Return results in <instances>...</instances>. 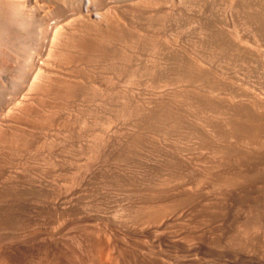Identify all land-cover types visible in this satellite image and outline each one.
Returning a JSON list of instances; mask_svg holds the SVG:
<instances>
[{
  "label": "rangeland",
  "instance_id": "374dc122",
  "mask_svg": "<svg viewBox=\"0 0 264 264\" xmlns=\"http://www.w3.org/2000/svg\"><path fill=\"white\" fill-rule=\"evenodd\" d=\"M65 1L0 0V17L20 8L49 39L62 24L46 13L68 6L78 44L52 57L48 91L11 110L48 42L0 23V264H264V0Z\"/></svg>",
  "mask_w": 264,
  "mask_h": 264
},
{
  "label": "bare ground",
  "instance_id": "6f19581e",
  "mask_svg": "<svg viewBox=\"0 0 264 264\" xmlns=\"http://www.w3.org/2000/svg\"><path fill=\"white\" fill-rule=\"evenodd\" d=\"M60 1H62V0H60ZM64 2H66V1L64 0ZM64 2H62V3H64ZM57 3H58V2H57ZM62 3H60V4L58 3L57 6H58V5H61ZM7 4H8V3H7ZM13 6H14V5H13ZM16 6H17V5H16ZM54 6H55V5H54ZM54 6H53V10H54V11H52V9H51V11H50V12H53V13H50V14H51V15H50L51 17H49V13H48V14L46 13V16L48 15L47 19L49 20V18H51V19L53 18V19H54L53 22H55V20L58 19V20H59V22H58V20H57L58 25H59L60 23H61L62 25H61V30H60V25L58 26L59 28L57 29V31H58V30H60V31H58V34L56 35L57 31H56L55 29L57 28V24L55 25L54 23H52V24H54L55 27H56V28H54V31H56V32H55V35H54V31L51 29V30L53 31V35H54V36H52V38H50V39H49V36L46 34L47 31L50 30V29H48V28H49L48 25L41 24L42 22H38L37 19H36V21L33 19L34 22H29V21H27V20L25 21V20L23 19L24 17H22L23 14L21 15V13H23V12L19 11V9H20L19 7H17V8L15 7V9H18V8H19V9L16 10V11H15L14 9H11L12 11H13V10L15 11V12H14V15L11 16V18L8 17L9 14L7 15L6 13H4V12H3V9H2V12H3V15H2V16H5V20H4L3 22H0V23H2V24L4 23L3 25H5V26H3V28L6 27V29H7L6 31H7V33H8L9 35H10V33L14 32V29H13L12 26H14V27H15V26H18L17 28H23V30L25 31L26 41L29 42V43H31V45H32V43L34 42V41H33L34 39H33L32 41H29V40H31L34 36L37 37V35H39V34L41 35V36L39 35V38H42V37H43V38L46 39V37H47L46 41L48 42L47 45H45V46H47V47H46V50H47V51L44 50L45 48L42 50V46H39V45H38V47H37V45H36V48H37V52H36V53H37L38 60H35L37 57H36L35 59L33 58V59H34V60H33V63L35 62L34 65L40 63V64H42L43 66H45L46 69H45V68L43 69V67H41V65H40V66H39V65H35V67H34V65H32V67H34V69L31 70V68H30V66H29L30 70L32 71V72H30V73L33 74V75H32V78H31L30 80L27 79V80L29 81V82L27 81L28 83H27L26 81H23L24 83L26 82V85L23 84V85H25V86L20 87L19 89L16 88V89L18 90V96H17V98H18V97H22V98H24V99H21V100H20V98L17 99V100L14 99L13 102H15V103H14L13 105H12V103H7V102H10L11 100H10V101H6V102L4 103V104L7 103L8 105H9V104L12 105L13 107L11 108V110L16 109V111H18L17 109H20V107H22L21 104H23V103L25 102V99H27V98L30 99V97H32V96L36 97V96H37V93L39 94V93L41 92L42 89H43V91H44V90H47V91H48L47 87L50 86L49 84H50V82L52 81V77H53V75H51V72H52V71L50 72V70H49L48 68H52V67H50V66H51V64H53L54 60H55V62L57 63V61H56L57 59H54V58H52V57H53L56 53H58L59 51H61L62 49H64V47H66V46H67V47L70 46V48L72 47V50H73V45H74V47L78 45V44H76V45L73 44V42H72L71 39H70V44H68L69 41H68V39H66V35H67L66 32H67V31H66L65 34H64V31H63V29H62V28H65L67 25H69V24L71 23V21L67 19L68 17L66 18V16H69V15H65V14L67 13V12H65V11H67V10H65V9H68V8H67L68 6H67L64 10H61V8H59V6H58L56 9H54V8H55ZM65 6H66V5H65ZM8 7H9V4H8ZM8 7H7V9H8ZM20 7H21V6H20ZM63 7H64V5H63ZM63 7H62V8H63ZM12 8H13V7H12ZM5 9H6V8H5ZM5 9H4V10H5ZM7 9H6V10H7ZM0 10H1V8H0ZM6 10H5V12H6ZM20 10H22V9H20ZM95 11H96V9H95ZM97 11H98V10H97ZM0 12H1V11H0ZM20 12H21V13H20ZM35 12H36V11H35ZM7 13H8V11H7ZM96 13H97V12H96ZM98 13H99V12H98ZM103 13H104V12H103ZM12 14H13V13H12ZM101 14H102V13H101ZM34 15H35V14H34ZM97 15H98V14H97ZM99 15H100V14H99ZM2 16H1V17H2ZM70 16H71V15H70ZM92 16H93V15H92ZM94 16H95V15H94ZM102 16H104V14H103ZM102 16L100 15L99 18H100V19H102V18H107V17H102ZM111 16H112V15H111ZM1 17H0V18H1ZM35 17H37V16H35ZM95 17H96V16H95ZM101 17H102V18H101ZM27 18H30V17L27 16ZM40 18H41V20H42V16H41ZM55 18H56V19H55ZM89 18H90V19L92 18L93 22H94V20H96V18L91 17V15L89 16ZM99 18L97 17V20H98ZM3 19H4V17H3ZM31 19H32V18H31ZM66 19H67V23H68V21H70L69 24H67V25H65V24H66ZM87 19H88V18H87ZM90 19H88V20H90ZM107 19H108V18H107ZM107 19H106V21H109V19H108V20H107ZM74 20L76 21L77 18H76V19L74 18ZM92 20H90V21H92ZM103 20H104V19H102V21H103ZM0 21H1V20H0ZM42 21H43V20H42ZM51 21H52V20H51ZM77 21H78V20H77ZM83 21H85V18H84ZM98 21H99V20H98ZM13 22H15V23L13 24ZM45 22H46V20H45ZM45 22H44V23H45ZM47 22H48V21H47ZM79 22H80V20H79ZM79 22H77L78 24L76 25V27H77V26H81V25L84 24V22H82L83 24L80 25ZM86 22H87V21H86ZM86 22H85V23H86ZM103 22H105V20H104ZM73 23H74V22H73ZM73 23H71V24H73ZM75 23H76V22H75ZM98 23L100 24V21H99ZM12 24H13V25H12ZM15 24H16V25H15ZM49 24H50V23H49ZM71 24H70V25H71ZM88 24H89V22H88ZM101 24H102V23H101ZM106 24L109 25V23H106ZM42 25H43V26H47V28H45V29H47V31L44 29V27H43ZM70 25H69V26H70ZM96 25H97V24H96ZM112 25H113V24H112ZM51 26H52V25H51ZM73 26H74V25H73ZM86 26H88L87 23H86V25H84V27H86ZM90 26H91V25H90ZM94 26H95V24H94ZM100 26H101V25H100ZM104 26H106V25H104ZM70 27H71V26H70ZM82 27H83V26H82ZM82 27H81V28H82ZM109 27H111V26L109 25L108 28H109ZM66 28H67V27H66ZM86 28H88V27H86ZM86 28H83V29L86 30ZM93 28H94V27H93ZM98 28H99V26H98ZM100 28H101V27H100ZM68 29H69V28H68ZM68 29H67V30H68ZM70 29L72 30L73 28H70ZM70 29H69V32H70ZM78 29H79V27H78ZM83 29H81V32L84 31ZM102 29H103V28H102ZM114 29H115V27H114ZM64 30H65V29H64ZM74 30H75V29H74ZM88 30H89V28H88ZM88 30H87V31H88ZM90 30H91V32H89V31H88V32L91 33L92 35H94V34H93V31H94V33H95V30H92V26H91V29H90ZM104 30H105V33H107V32H106L107 29H104ZM104 30H102V32H103ZM19 31H20V29H19ZM75 31H76V30H75ZM75 31H74V33H76V35L79 34V33L75 32ZM78 31H79V30H78ZM16 32H18V31L16 30ZM16 32H15V34H14L15 36H16ZM69 32H68V34L71 33V32H70V33H69ZM84 32H85V31H84ZM98 32L101 33L102 35H103V33H104V32L102 33V32L99 31V30H98ZM110 32H111V31H110ZM49 33H50V32H49ZM72 33H73V32H72ZM72 33H71V34H72ZM105 33H104V34H105ZM84 34H86L85 36H87V32L84 33ZM96 34H98V33H96ZM101 34H100V36H101ZM113 34H116V32L113 33ZM113 34H112V35H113ZM42 35H43V36H42ZM82 35H83V33H82ZM92 35H91V36H92ZM10 36H11V35H10ZM69 36H70V35H69ZM69 36H68V37H69ZM107 36L110 37V35L106 34V38H107ZM68 37H67V38H68ZM75 37H76V36H75ZM79 37H80V35H79ZM79 37H78V38H79ZM81 37H82V36H81ZM81 37H80V39H81ZM89 37H90V36H89ZM92 37H93V36H92ZM101 37H102V36H101ZM104 37H105V36H104ZM109 37H108V38H109ZM112 37H113V36H112ZM133 37H134V36H133ZM133 37H132V38H133ZM149 37H150V36H149ZM152 37H153V36H152ZM34 38H35V37H34ZM54 38H55V39H54ZM72 38H73V35H72ZM76 38H77V37H76ZM82 38H84V37H82ZM90 38H91V37H90ZM90 38H89V39H90ZM96 38H97V37H96ZM98 38H99V37H98ZM113 38H114V37H113ZM113 38H112V39H113ZM124 38H125V37H124ZM132 38H130V39H132ZM11 39L14 41L13 36H12ZM85 39H86V38H85ZM102 39H105V38H102ZM109 39H110V38H109ZM116 39H118V38H116ZM133 39H134V38H133ZM133 39H132V41H133ZM138 39H139V38H138ZM138 39H136V40H138ZM147 39H148V38H147ZM154 39H155V38H153V40H154ZM7 40H8V39H7ZM12 40H9V41H12ZM18 40H19V39H18ZM43 40H44V39H43ZM43 40H42L41 42H43ZM73 40H74V39H73ZM122 40H123V39H122ZM134 40H135V39H134ZM142 40H144V39H142ZM153 40H152V41H153ZM2 41H4V40H2ZM2 41H0V43H2ZM24 41H25V40H24ZM24 41H23V42H24ZM44 41H45V40H44ZM67 41H68V42H67ZM76 41H77V40H76ZM79 41H80V40H79ZM81 41L83 42V40H81ZM85 41H87V40H85ZM90 41L92 42V40H90ZM93 41H94V40H93ZM95 41L97 42L98 40H95ZM119 41H120V39H119ZM124 41H125V40H124ZM127 41H128V40H127ZM145 41H146V40H145ZM145 41H144V42H145ZM147 41H148V40H147ZM149 41H150V39H149ZM7 42H8V41H6V43H7ZM27 42H25V43H27ZM35 42H36V41H35ZM71 42H72V43H71ZM100 42H101V41H100ZM140 42H141V41H140ZM142 42H143V41H142ZM6 43L4 42V45H6ZM14 43H15V42H14ZM14 43L12 42L11 45L7 43V44L9 45V46L7 45V47H11L12 44H14ZM20 43H21V42H20ZM29 43H28V44H29ZM37 43H38V42H37ZM43 43H44V42H43ZM66 43H67L68 45H66ZM78 43H79V42H78ZM103 43H104V42H103ZM123 43H124V42H123ZM123 43H122V44H123ZM126 43H127V42H126ZM129 43H131V42H128L127 44H129ZM146 43H151V42H146ZM15 44H16V43H15ZM18 44H19V43H18ZM71 44H73V45L71 46ZM81 44H82V43H81ZM84 44H86V43H84ZM93 44H94V43H93ZM132 44H133V42H132ZM157 44H158V41H157ZM161 44H162V43H161ZM161 44H160V45H161ZM2 45H3V44H2ZM16 45H17V44H16ZM20 45H21V44H20ZM24 45H25V44H24ZM31 45H30V46H31ZM87 45H89V44H87ZM90 45H91V43H90ZM95 45H96V43H95ZM97 45H98V44H97ZM99 45H100V44H99ZM101 45H102V43H101ZM119 45H120V42H119ZM124 45H125V44H124ZM124 45H123V46H124ZM150 45H156V43H155V44L151 43ZM32 46H33V45H32ZM34 46H35V45H34ZM92 46H93V45H91V47H92ZM107 46H108V45H107ZM121 46H122V45H121ZM131 46H133V45H131ZM131 46L129 45V48H130ZM158 46H159V44H158ZM161 46H162V45H161ZM161 46H159L158 48H159V49L161 48V50H162L163 47H161ZM13 47H14V46H13ZM25 47H26V46H24V48H25ZM43 47H44V46H43ZM79 47H80V46H78V48H79ZM81 47H82V46H81ZM83 47H84V46H83ZM86 47H87V46H86ZM86 47H84V48H86ZM96 47H98V46H96ZM155 47H157V46H155ZM155 47H154V48H155ZM15 48H16V47H15ZM27 48H28V47H27ZM29 48H31V47H29ZM87 48H89V47H87ZM150 48L153 49V46L150 47ZM164 48H165V47H164ZM76 49H77V48H76ZM81 49H82V48H81ZM102 49H104V48H102ZM122 49H123V51H125L124 48H122ZM155 49H156V48H155ZM17 50H18V49H17ZM28 50H29V49H28ZM32 50H34V49H32ZM32 50H31V52H34V51H32ZM66 50H67V48H66ZM72 50H70V51L67 50V51H68V53H69V52L72 53ZM79 50H80V49H79ZM111 50H113V49H111ZM111 50H110V51H111ZM161 50H160V52H161ZM164 50H165V49H164ZM164 50H163V51H164ZM19 51H20V50H19ZM42 51H45V53H43ZM127 51H128V50H127ZM114 52H115V51H114ZM114 52H113V53H114ZM117 52H119V50H117ZM117 52H116V54H117ZM128 52H129V51H128ZM172 52H173V51H172ZM59 53H60V56H62L61 53H63V50H62L61 52H59ZM65 53H66V52H65ZM65 53L63 54V57H64V58L66 57V56H65ZM113 53H111V54H113ZM161 53H163V52H161ZM165 53H166V52H165ZM167 53H168V52H167ZM27 54H28V53H27ZM30 54L32 55L33 53H30ZM30 54H29V57L31 58V55H30ZM118 54H120V53H118ZM121 54H122V53H121ZM126 54H127V53H126ZM126 54H124V55L126 56ZM159 54H160V53H159ZM159 54H158V55H159ZM168 54H169V53H168ZM168 54H166V55H168ZM122 55H123V54H122ZM130 55H131V54H130ZM130 55L128 56L129 59L131 58ZM164 55H165V54H164ZM166 55H165V56H166ZM171 55H172V54H171ZM174 55H175V54H174ZM35 56H36V55H35ZM60 56H59V54L57 55V57H56V55H55L56 58H59ZM110 56H111V55H110ZM112 56H114V55H112ZM117 56H118V55H116V57H117ZM119 56H121V55H119ZM162 56H163V55H162ZM162 56H160V57H162ZM178 56H179V55H178ZM178 56H177V59L181 58V57H178ZM32 57H33V55H32ZM67 57H68V56H67ZM67 57H66V58H67ZM61 58H62V57H60V59H61ZM69 58H70V57H69ZM117 58H118V57H117ZM120 58H121V57H120ZM158 58H159V57H158ZM170 58L172 59V56L169 57L168 60H170ZM174 58H175V57H174ZM62 59H63V58H62ZM114 59H116V58H114ZM163 59H164V58H163ZM22 60H24V59H22ZM22 60H21V61H22ZM65 60H66V59H65ZM65 60H64V61H65ZM123 60H124V59H123ZM158 60H159V59H158ZM25 61H26V60H25ZM58 61H60V60L58 59ZM61 61H62V60H61ZM67 61H68V60H66V62H67ZM124 61H125V60H124ZM128 61H129V60H128ZM166 61H167V60H166ZM166 61H165V62H166ZM178 61H179V60H178ZM66 62H64V63H66ZM75 62H77V61H75ZM170 62H171V61H170ZM23 63H24V62H23ZM27 63H28V62H27ZM33 63H32V64H33ZM62 63H63V62H62ZM114 64H115V63H114ZM156 64H157V61H156ZM160 64H161V63H160ZM160 64H159V65H160ZM192 64H193V63H192ZM193 65H195V64H193ZM25 66H27V65L25 64ZM25 66H24V67H25ZM112 66H114V65L112 64ZM176 66H177V65H176ZM188 66H190V67L192 68L191 64L188 65ZM121 67H122V66H120L119 68H121ZM195 67H196V66H195ZM18 68H19V67H18ZM21 68H22V66H21ZM26 68H27V67H26ZM26 68H25V69H26ZM29 68H27V69L29 70ZM76 68H77V67H76ZM115 68H116V67H115ZM173 68H175V67H173ZM25 69H24V70H25ZM27 69H26V70H27ZM73 69H74V68H73ZM77 69H78V68H77ZM79 69H80V68H79ZM121 69H122V68H121ZM176 69H177V68H176ZM186 69H187V68L185 67V70H186ZM188 69H189V68H188ZM194 69H195V68H194ZM194 69H193V70H194ZM196 69H197V68H196ZM26 70H25V71H26ZM28 70H27V71H28ZM67 70H68V69H67ZM170 70H172V69H170ZM174 70H175V69H174ZM177 70H178V69H177ZM181 70H183V69H181ZM181 70H180V71H175V72H181ZM185 70H184V71H185ZM21 71H22V70H21ZM27 71H26V72H27ZM65 71H66V70H65ZM76 71H77V70H76ZM184 71H183V72H184ZM191 71H192V70H191ZM198 71H199V69H198ZM19 72H20V71H19ZM26 72H25V73H26ZM68 72H69V71H68ZM70 72H71V71H70ZM70 72H69V74L74 73V72H71V73H70ZM172 72H174V71H172ZM183 72H182V73H183ZM193 72H194V71H193ZM25 73H23V75H24ZM27 73H28V72H27ZM52 73H53V72H52ZM66 73H67V71H66ZM75 73H76V72H75ZM83 73H84V72H83ZM191 73H192V72H191ZM196 73H197V72H196ZM198 73H200V72H198ZM20 74H21V73H20ZM77 74H79V73H77ZM88 74H92V73H88ZM88 74H86V75L88 76ZM93 74H94V73H93ZM175 74H176V73H175ZM189 74H190V73H189ZM26 75H27V74H26ZM29 75H30V74H29ZM29 75H27V76H29ZM185 75H186V74H185ZM193 75H194V74H193ZM198 75H199V74H198ZM71 76H72V75H71ZM82 76H83V75H82ZM89 76H91V75H89ZM177 76H178V74H177ZM182 76H183V74H182ZM191 76H192V74H191ZM199 76H200V75H199ZM4 77H5V76H4ZM25 77H26V76H25ZM29 77H31V75H30ZM60 77L63 78V76H60ZM60 77H59V78H60ZM79 77H80V75H79ZM92 77H93V76H92ZM95 77H96V76H95ZM178 77L180 78L181 76H178ZM183 77H184V76H183ZM186 77H187V76H186ZM194 77H195V75H194ZM194 77H192V78H194ZM73 78H74V77H73ZM73 78H71V79H73ZM75 78H76V77H75ZM83 78H84V76H83ZM83 78H81V80H82ZM97 78H98V77H96V78H94V79H97ZM184 78H185V77H184ZM8 79H9V78H8ZM8 79H7L6 82H7L8 86H10V85H11V84H10V81H11V80L8 81ZM23 79L26 80V78H23ZM54 79H55V78H54ZM67 79H68V78H67ZM71 79H69V80H71ZM79 79H80V78H79ZM84 79H85V78H84ZM99 79H100V78H99ZM176 79H177V78H176ZM5 80H6V79H5ZM18 80H20V79H18ZM62 80H63V79H62ZM62 80H60V81H62ZM65 80H66V79H65ZM81 80H80V81H81ZM107 80H108V79H107ZM107 80H106V81H107ZM177 80H178V79H177ZM189 80H190V79H189ZM82 81H83V80H82ZM82 81H81V82H82ZM110 81H111V80H110ZM4 82H5V81H4ZM16 82H18V81H16ZM19 82H20V81H19ZM83 82H84V81H83ZM91 82H92V81H91ZM91 82L89 81V83H91ZM93 82H94V81H93ZM99 82H100V81H99ZM103 82H104V81H102V83H103ZM108 82H109V81H108ZM68 83H69V81H68ZM68 83H67V84H68ZM70 83H71V82H70ZM73 83H75V82H73ZM76 83H77V82H76ZM76 83H75V85H77ZM84 83H85V82H84ZM87 83H88V82H87ZM87 83H86L85 85L83 84L84 86H82L81 89H82V88L85 89L84 87L87 85ZM95 83H96V84H95ZM109 83H110V82H109ZM113 83H114V82H112V84H110V85H112V86H110L111 89L114 88V84H113ZM12 84H13V83H12ZM15 84H16V83H15ZM52 84L54 85V83H52ZM58 84H59V81H58ZM60 84H61V83H60ZM81 84H82V83H81ZM93 84L97 85V82L95 81ZM105 84H106V83H105ZM17 85H19V83H18ZM21 85H22V84H21ZM56 85H57V84H55V86L53 87L54 89H56V88H55ZM65 85H66V83H65ZM65 85H64V86H65ZM69 85H70V87H71V84H69ZM69 85H67V86H69ZM72 85H73V84H72ZM95 85H93V86H95ZM98 85H99V84H98ZM98 85H97V87H96L97 90H96V89H95V90L98 91V90L100 89L99 91H101V92H99V91H98V92H99L100 94H102V93H103V92H102L103 90H101L100 87H99V89H98ZM106 85H108V83H107ZM12 86H13V85H12ZM62 86H63V85H62ZM93 86H92V88H93ZM100 86H103V84L100 85ZM6 87H7V86H6ZM10 87H11V86H10ZM10 87H9V91H10ZM57 87H58V86H57ZM70 87H68V88H70ZM77 87H78V88H77ZM77 87H75V88L79 89V86H77ZM87 87H89V85H88ZM104 87H106V86H104ZM104 87H103V88H104ZM108 87H109V86H108ZM108 87H106V88H108ZM110 87L108 88L109 90H110ZM116 87H117V85H116ZM4 88H5V87H4ZM60 88H61V87H60ZM68 88H67V89H68ZM71 88H73V86H72ZM103 88H102V89H103ZM106 88H104V89H106ZM57 89H58V88H57ZM64 89H65V88H64ZM93 89H94V88H93ZM108 89H106V91H107ZM7 90H8V89H7ZM13 90H14V89H13ZM13 90H11V91H13ZM52 90H53V89H52ZM69 90H70V89H69ZM73 90H74V89H73ZM91 90H92V89H91ZM91 90H89V91H91ZM95 90H92V92L95 91ZM109 90H108V92H109ZM112 90H113V89H112ZM112 90H110V91H112ZM59 91H60V90H59ZM65 91H66V90H65ZM76 91H77V90H76ZM76 91H75V92H76ZM81 91H82V90H81ZM81 91H78V92H81ZM83 91H84V90H83ZM85 91H86V89H85ZM96 91H95V93H96ZM14 92H15V91H14ZM16 92H17V91H16ZM49 92H50V91H49ZM49 92H47V93H49ZM53 92H56V90L53 91ZM71 92H72V91H71ZM71 92H70V93H71ZM73 92H74V91H73ZM117 92H118V91H117ZM233 92H235V91H233ZM7 93H9V94H8V95L5 94V95H7V96H8L7 99H9V95H10L11 92H7ZM68 93H69V92H68ZM82 93H83V92H82ZM82 93H81V94H82ZM85 93H87V96L89 95L88 91L85 92ZM93 93H94V92H93ZM95 93H94V94H95ZM16 94H17V93H16ZM50 94H51V93H50ZM56 94H57V93H56ZM60 94H61V92H60ZM74 94L77 95L78 93L76 92V93H74ZM74 94H73V95H74ZM81 94H78V96L81 95ZM94 94H92V97L95 98V96H93ZM96 94H97V93H96ZM103 94L105 95V94H108V93L105 92V93H103ZM114 94H115V93H114ZM116 94H117V93H116ZM116 94H115V95H116ZM118 94H119V93H118ZM118 94H117V95H118ZM231 94H232V93H231ZM1 95H2V94H1ZM12 95H13V94H12ZM66 95H67V94H66ZM69 95H71V94H69ZM69 95H68V96H69ZM83 95L86 96V94H83ZM83 95H81V97H82ZM104 95H103V96H104ZM117 95H116V96H117ZM120 95H121V94H119V96H120ZM123 95H124V94H123ZM123 95H122V96H123ZM233 95H234V94H233ZM240 95H241V93H240ZM240 95H239V96H240ZM2 96H3V95H2ZM61 96H62V95H61ZM97 96H99V94L96 95V98H97ZM109 96H113V95H109ZM122 96H121V97H122ZM245 96H246V95H245ZM245 96H244V94H243V97H245ZM10 97H11V96H10ZM13 97H14V96H12V98H13ZM83 97H84V96H83ZM88 97H89V96H88ZM105 97L107 98L108 96H105ZM125 97H128V96H125V95H124V98H125ZM234 97H235V96H234ZM4 98H5V97H4ZM14 98H15V97H14ZM36 98H37V97H36ZM108 98H109V97H108ZM111 98H112V97H111ZM114 98H115V100L118 99V98H116V97H113V101L111 100V101H112V104L109 102L110 99H109V101H107V103H110V104H111V107H112V105H113V103H114ZM5 99H6V98H5ZM7 99H6V100H7ZM32 99H33V97H32ZM34 99H35V98H34ZM75 99H76V98H75ZM75 99L72 100V101H73V104H74V100H75ZM78 99H79V97H78ZM78 99H76V100H78ZM84 99H85V98H84ZM84 99L82 98V100H84ZM86 99H87V98H86ZM86 99H85V102H86ZM89 99H90V98H89ZM92 99H93V98H92ZM98 99H100V100H101V99L104 100L103 98H100V97H99ZM98 99H96V101H97ZM3 100H4V99H3ZM80 100H81V99H80ZM90 100H91V99H90ZM1 101H2V100H1ZM26 101H28V99H27ZM32 101H33V100H32ZM32 101H30V102H31L30 104L33 105L34 102H32ZM34 101H35V100H34ZM72 101H71V102H72ZM78 101H79V100H78ZM87 101H89V100H87ZM92 101H93V100H92ZM94 101H95V100H94ZM117 101H118V100H117ZM117 101H116L115 103H117ZM127 101H128V99H127ZM215 101H216V100H215ZM222 101H223V100H222ZM2 102H3V101H2ZM28 102H29V101H28ZM98 102H99V100H98ZM98 102H97V104H98ZM199 102H201V101H199ZM211 102H212V101H211ZM25 103H26V102H25ZM79 103H83V102L81 101V102H79ZM79 103H78V104H79ZM88 103H89V102H88ZM99 103H101V102H99ZM206 103H207V102H206ZM213 103H214V102H213ZM221 103H222V102H221ZM221 103H220V104H221ZM242 103H244V102H242ZM245 103H246V102H245ZM73 104H71V105L73 106ZM75 104H76V103H75ZM103 104H104V103H103ZM201 104H202V103H201ZM208 104H209V103H208ZM214 104H215V103H214ZM225 104H226V103H225ZM10 105H9V106H10ZM26 105H27V104H25V106H26ZM67 105H68V104H67ZM79 105H80V104H79ZM115 105H116V104H114L113 106H115ZM126 105H127V104L125 103V106H126ZM203 105H204V104H203ZM203 105H202V106H203ZM205 105H206V104H205ZM215 105H216V104H215ZM227 105H228V104H227ZM230 105H231V104H230ZM249 105H250V104H249ZM28 106H29V104H28ZM34 106H36V105H34ZM72 106H71V107H72ZM211 106H212V105H211ZM213 106H214V105H213ZM220 106H221V105H220ZM237 106H238V105H237ZM237 106H236V107H237ZM246 106H247V103H246ZM2 107H3V105H2ZM2 107H0V108L3 109ZM6 107H7V106H5L4 109H6ZM26 107H27V106H26ZM26 107H24V108H26ZM68 107H69V105H68ZM73 107H75V106H73ZM109 107H110V105H109ZM223 107H224V106H223ZM229 107H230V106H229ZM234 107H235V106H234ZM234 107L232 106L231 109L234 108ZM30 108H31V106H30ZM33 108H34V107H33ZM66 108H67V107H66ZM69 108H70V107H69ZM77 108H78V107H76V109H77ZM215 108H216V107H215ZM220 108H221V107H220ZM243 108H245V107H244V106L242 107V105H240V109H242V110H244V111H245V109H246V111L248 110L247 108H245V109H243ZM248 108H249V106H248ZM1 109H0V110H1ZM21 109H23V108H21ZM72 109H73V108H71V110H72ZM74 109H75V108H74ZM76 109H75V110H76ZM111 109H112V108H111ZM115 109H116V107H115ZM234 109H235V108H234ZM9 110H10V109H9ZM24 110H25V109H24ZM68 110L71 111L70 109H68ZM133 110H134V109H133ZM136 110L138 111L139 108H138V109L136 108ZM216 110H217V109H216ZM216 110H215V111H216ZM1 111H2V110H1ZM3 111H4V110H3ZM16 111H13V112H16ZM21 111H22V110H21ZM32 111H33V110H31V112H32ZM211 111H212V110H211ZM213 111H214V110H213ZM219 111L222 112L220 109H219ZM226 111H227V109H226ZM231 111H232V110H231ZM231 111H230V112H231ZM236 111H237V110H236ZM238 111H240V110H238ZM238 111H237V112H238ZM31 112H29V113H31ZM34 112H35V111H34ZM135 112H136V111H135ZM216 112H217V111H216ZM228 112H229V111H228ZM233 112H234V111H233ZM248 112H249V111H248ZM248 112H246V114H248ZM1 113H2V112H1ZM3 113H4V112H3ZM5 113H8V114H9L8 111H5ZM5 113L2 114V116H3V115H6ZM10 113H11V112H10ZM17 113H18V112H17ZM19 113H20V111H19ZM19 113H18V114H19ZM21 113H22V112H21ZM26 113H28V108H27V112H26ZM35 113H36V112H35ZM167 113H168V114H166V115L168 116L170 113H169V112H167ZM240 113H241V111H240ZM18 114L15 113V116L18 115ZM217 114H219V113H217ZM224 114H226V113H224ZM224 114H222V115H224ZM227 114H228V113H227ZM231 114H235V112H234V113L231 112ZM236 114H237V113H236ZM242 114H244V116H245V112H243ZM251 114H253L252 111H251ZM254 114H256V113H254ZM9 115H10V114H9ZM27 115H28V114H27ZM34 115H35V114H34ZM61 115H62V114H61ZM170 115H171V114H170ZM170 115H169L168 117H171ZM220 115H221V114H220ZM238 115H239V114H238ZM238 115H237V116H238ZM2 116H1V117H2ZM13 116H14V115H13ZM20 116H21V115H20ZM32 116H33V115H32ZM37 116H38V114H37ZM225 116H227V115H225ZM240 116H241V115H240ZM246 116H247V115H246ZM249 116H251V115H249ZM254 116H255V115H253V117H254ZM257 116H258V115H257ZM4 117H5V116H4ZM4 117H3L2 120H4ZM7 117H9V116H7ZM16 117H17V116H16ZM23 117H24V116H23ZM28 117H29V116H28ZM34 117H35V116H34ZM168 117H166V118H168ZM253 117H252V118H253ZM13 118H14V117H13ZM13 118H12V119H13ZM30 118H31V115H30ZM32 118H33V117H32ZM37 118H39V117H37ZM37 118H36V120H37ZM239 118H240V117H239ZM242 118H243V116L241 117V119H242ZM255 118H256V117H255ZM8 119H10V121L12 120L11 117L8 118ZM8 119H7V120H8ZM15 119H17V118H15ZM15 119H14V120H15ZM18 119H19V118H18ZM34 119H35V118H34ZM225 119H226V118H225ZM5 120H6V119H5ZM14 120H13V121H14ZM24 120H25V119H24ZM28 120H29V119H27V120H25V121H28ZM36 120H35V121H36ZM59 120H60V119H59ZM62 121H63V119H62ZM230 121H231V120H230ZM21 122H23V121H21ZM29 122H30V120H29ZM39 122H40V121H39ZM228 122H229V121H228ZM231 122H232V121H231ZM9 123H10V122H9ZM26 123L28 124V122H26ZM33 123H35V122H33ZM36 123H37V122H36ZM36 123H35V124H36ZM238 123H239V125H240V121H238ZM4 124H5V123H4ZM12 124L15 125V123H12ZM17 124H18V123H17ZM21 124H22V123H20L19 125H21ZM52 124H54V123H52ZM229 124H230V123H229ZM241 124H242V122H241ZM6 125H7V123H6ZM33 125H34V124H33ZM0 126L3 127V124H2V125L0 124ZM36 126H37V125H36ZM48 126H50V125L48 124ZM56 126H57V125H55V127H56ZM2 127H1V129H2ZM10 127H11V126L9 125V126H8V129H9ZM13 127H15V126H13ZM16 128H18V127H16ZM20 128H22V130H25V129H23V127H20ZM24 128H25V126H24ZM26 128H27V127H26ZM28 128H30V127H28ZM28 128H27V130H28ZM31 128H32V131L35 130L32 126H31ZM35 128H36V127H35ZM48 128H49V127H48ZM48 128H47V129H48ZM57 128H58V127H57ZM1 129H0V130H1ZM11 129H13V128L11 127ZM18 129H19V128H18ZM52 129H53V128H52ZM3 130H4V129H3ZM29 130H31V129H29ZM36 130H37V132H38L39 129L36 128ZM36 130H35V131H36ZM49 130H51V129H49ZM12 131H14V129H13ZM0 132L2 133V131H0ZM10 132H11V131H10ZM17 132H20V130H19V131L17 130L16 133H17ZM8 133H9V132H8ZM8 133H5V134H8ZM16 133H15V134H16ZM20 133H21V132H20ZM23 133H24V131H23ZM25 133H26V132H25ZM27 133H28V132H27ZM27 133H26V134H27ZM5 134H4V135H5ZM12 134L14 135V133H12ZM12 134L10 133V135H12ZM28 134H30V133H28ZM10 135H8V136L10 137ZM17 135H18V134H17ZM19 135H20V134H19ZM21 136H25V135L23 134V135H20V137H19V136H18V137L21 139ZM26 136H27V135H26ZM2 137H3V136H2ZM6 137H7V135H6ZM18 137H17V136H16V138H15V137H10L9 139H8V138H7V139H8L9 142H13L14 140L17 141V140L19 139ZM30 137H31V136H30ZM32 137H33V136H32ZM95 137H98V136L96 135ZM3 138H4V137H3ZM98 138H99V137H98ZM1 139H2V138H1ZM4 139H5V138H4ZM4 139H3V141H4ZM20 139H19V142L21 141ZM22 139H24V138H22ZM28 139H30V138H28ZM26 140H27V137H26ZM26 140H24V141L26 142ZM32 140H33V138H32ZM3 141H2V142H3ZM6 141H7V140H6ZM8 141H7V142H8ZM24 141H23V144L25 143ZM34 141H35V140H34ZM34 141H33V142H34ZM97 141H98V140H97ZM2 142H1V143H2ZM9 142H8V144L5 143V144H7V147H8V145H9ZM17 142H18V141H17ZM21 142H22V141H21ZM27 142H28V143H31L32 141H31V142L27 141ZM35 142H36V141H35ZM1 143H0V144H1ZM3 143H4V142H3ZM15 143H16V142H15ZM5 144H4V145H5ZM10 144H11V143H10ZM20 145L22 146V143H20ZM24 145H25V144H24ZM24 145H23V146H24ZM31 145H33V144H31ZM37 145H38V144H37ZM2 146H3V145H2ZM2 146H1V147H2ZM25 146H26V145H25ZM28 146H30V145H28Z\"/></svg>",
  "mask_w": 264,
  "mask_h": 264
}]
</instances>
